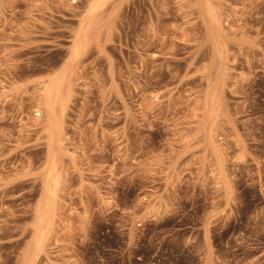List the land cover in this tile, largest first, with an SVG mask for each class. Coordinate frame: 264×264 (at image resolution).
Wrapping results in <instances>:
<instances>
[{"label": "rangeland", "instance_id": "rangeland-1", "mask_svg": "<svg viewBox=\"0 0 264 264\" xmlns=\"http://www.w3.org/2000/svg\"><path fill=\"white\" fill-rule=\"evenodd\" d=\"M30 259L264 264V0H0V264Z\"/></svg>", "mask_w": 264, "mask_h": 264}, {"label": "bare ground", "instance_id": "bare-ground-1", "mask_svg": "<svg viewBox=\"0 0 264 264\" xmlns=\"http://www.w3.org/2000/svg\"><path fill=\"white\" fill-rule=\"evenodd\" d=\"M75 2V0H73ZM213 20H216L213 19ZM92 22L89 21L88 24H91ZM217 23V22H216ZM83 46V42H78L76 43L75 47L73 48V53L75 52L78 53L80 49ZM62 80H55L53 83L47 88L46 95L44 97L43 104L41 105L45 106L46 112H47V122H48V146H49V156L51 159L52 166H54V162L56 161V157L60 151L61 148V143L63 140V117L62 114L65 110L66 102H63L62 100L59 99V96L63 94V86H62ZM59 99V100H58ZM59 105V109H61V112L58 113V108L57 106ZM41 115V114H37ZM53 161V162H52ZM54 168V167H53ZM45 192L44 196L42 199V205L41 208L39 209V218L40 220L47 219V217L51 218L49 215V211L51 213V205L54 192V185L56 184V181L53 180L52 175L49 174L46 181H45ZM55 183V184H54ZM53 208V206H52ZM51 209V210H50ZM39 235L41 232L40 227H38ZM40 244V238H37L35 240L34 245L32 246L33 250L36 251L38 248V245ZM28 262L30 261L27 260ZM26 262V264L28 263ZM32 264V261L30 262ZM29 264V263H28Z\"/></svg>", "mask_w": 264, "mask_h": 264}]
</instances>
